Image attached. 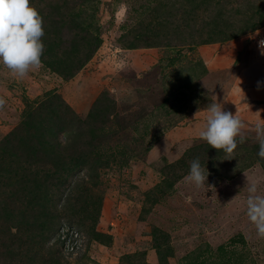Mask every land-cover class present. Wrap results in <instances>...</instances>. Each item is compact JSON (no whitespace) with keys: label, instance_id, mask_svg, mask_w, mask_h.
I'll return each instance as SVG.
<instances>
[{"label":"rangeland","instance_id":"1","mask_svg":"<svg viewBox=\"0 0 264 264\" xmlns=\"http://www.w3.org/2000/svg\"><path fill=\"white\" fill-rule=\"evenodd\" d=\"M63 2L30 0L42 20L52 19L43 21L41 40H60L54 58L71 52L75 39L84 44L99 36L101 44L70 80L42 61L23 78L0 65V143L20 127L28 105L55 100L46 108L58 117L46 113L47 130L85 131L75 146L93 153L83 169L90 176L80 188L59 185L57 217H48L56 234L38 236L36 227L30 241L27 228L10 237L25 255L22 264H122L136 253L146 254L145 264H159L156 230L168 237V264H264V237L246 214L245 186L255 183L264 196L256 133L264 126V24L238 35L249 23L264 22V0ZM57 3L63 7L56 14ZM98 100L111 115L95 120L102 132L93 137V123L80 122ZM211 103H222L245 125V140L230 155L198 135ZM194 159L207 167L211 186L197 188L185 178ZM87 194L100 212L96 231L113 238L109 246L88 240L90 217L97 214L82 213ZM68 196L73 209L65 204ZM65 233L81 238L76 253L61 246ZM1 256L0 264H20L21 256Z\"/></svg>","mask_w":264,"mask_h":264},{"label":"trees","instance_id":"2","mask_svg":"<svg viewBox=\"0 0 264 264\" xmlns=\"http://www.w3.org/2000/svg\"><path fill=\"white\" fill-rule=\"evenodd\" d=\"M67 1L68 0H64L63 4H67ZM52 7L55 8L57 14L59 13L58 9L60 10L63 5H58L57 3ZM39 15L41 16L42 14L39 13ZM46 19L52 21L50 16L45 17L44 20ZM263 24V21L254 24L249 23V26L244 31H240L238 35L256 31L259 27H262L261 25ZM63 26L64 22L61 21V27ZM78 26L75 27L77 30L80 28ZM89 26L90 24L88 27ZM91 35L92 34H90V36ZM56 38H58V36H56ZM229 38L230 37L227 36L223 41H227ZM48 41L47 39L46 41H42L44 44V51L41 56V61L64 80L72 79L77 70L82 69V67L91 60L101 44L99 36H96V38L93 37L92 39L89 37L84 44H80V42L75 39L71 44V52L66 51L62 56L54 58L55 54L53 52L56 46L60 44V40L54 39L52 42H50V40ZM45 57H47V60ZM73 66L77 69H74ZM53 97L58 98L57 95ZM48 100L49 103L45 102L44 107H42L43 104L28 105L20 127L17 131H13L11 134L4 137L3 141L0 143V253L2 254L1 257H11V255L14 254L21 256L19 258L20 264H22L25 255H21L20 253L17 254L18 249L20 252L22 250L21 248L13 247L14 241L10 239V237H17L18 233L27 228L25 232L30 241L35 236L32 231L33 228L38 227V236L44 235L49 230H52L50 227L51 222L48 217H57L53 208L57 205L54 197L59 185L67 186L68 183H73L80 188V184L85 182L82 180L87 179L89 175L88 173H83V169L87 168L85 160L93 154L90 153L89 150H82L80 148L82 144L81 146H75V144L80 145L78 142L85 136V131L78 129L79 131L76 132V130L71 129L69 132H65V128L63 127L58 128L57 133H54L51 128L47 130L46 123L49 118L46 113L51 115L55 114V116L58 117L56 112L52 114V112L47 109L49 107L52 109L55 100ZM100 100L103 101L102 99ZM100 100L95 103L96 105L89 117L85 121L80 122L81 125L93 123L90 127V134L93 137L98 136L102 132V126L96 124L95 120L101 114L106 115V112H111L108 108L99 107V103H101ZM48 104L51 105L46 108ZM109 115H111V113ZM59 134H62L63 137L60 138ZM62 139H64V142ZM69 149L75 150L67 153ZM78 151H80V153H78ZM77 171L83 173L80 179H74V175ZM71 203L70 196L66 197L65 204L73 209ZM96 207L97 204L94 202L92 195L87 194L81 205L82 213L89 214L90 216L97 214V217H90L93 219L92 227L87 233V237L91 242L109 246L113 241L112 236L104 235L96 231V223L100 213ZM29 214H32L33 217H29ZM14 230H16L15 233H13ZM60 231L61 228L59 229V235ZM57 232L58 231L53 229L51 234H56ZM48 236L45 237V242L50 240ZM73 236L74 233L71 237L73 238ZM153 236V248L159 256V264H168V256L171 253L168 247L169 244L166 241L168 237L158 230L153 233ZM76 240L77 239H75V241ZM60 243L61 246L65 245L64 241L60 240ZM145 257V253H136L133 256H127L122 264H139L136 262L137 260H141L140 262L145 264L144 261H142ZM31 258L32 257H29V260H31Z\"/></svg>","mask_w":264,"mask_h":264},{"label":"clouds","instance_id":"3","mask_svg":"<svg viewBox=\"0 0 264 264\" xmlns=\"http://www.w3.org/2000/svg\"><path fill=\"white\" fill-rule=\"evenodd\" d=\"M43 36L42 17L30 6V0H0V65L19 78L25 77L30 69L41 64ZM259 47L264 49V40L259 41ZM205 111L206 123L198 133L200 139L218 152L232 154L238 143L245 140L242 135L244 123L235 113L225 110L222 103L208 104ZM256 133L259 144L257 156L264 159V126H257ZM208 177L207 167L202 166L199 159H194L185 178L201 188L205 184L211 186ZM245 186L249 193L246 214L255 225L257 234L264 237V196L256 194L255 183Z\"/></svg>","mask_w":264,"mask_h":264},{"label":"built area","instance_id":"4","mask_svg":"<svg viewBox=\"0 0 264 264\" xmlns=\"http://www.w3.org/2000/svg\"><path fill=\"white\" fill-rule=\"evenodd\" d=\"M61 232H63V229H62ZM72 234L73 233H70V234L65 233L64 236L62 237V239L65 242V245H64L65 250L69 251V249L71 248L72 249L71 251H73V252H71V251H69V252L76 253L77 251L80 250L79 246L81 247L82 241L75 234H74V236L72 238L71 237ZM75 239H77V240L75 241ZM67 242H69V244H70V246L68 248H66Z\"/></svg>","mask_w":264,"mask_h":264}]
</instances>
